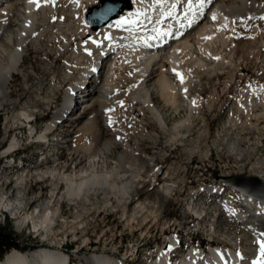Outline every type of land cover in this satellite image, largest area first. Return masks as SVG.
Wrapping results in <instances>:
<instances>
[{
	"label": "bare ground",
	"instance_id": "1",
	"mask_svg": "<svg viewBox=\"0 0 264 264\" xmlns=\"http://www.w3.org/2000/svg\"><path fill=\"white\" fill-rule=\"evenodd\" d=\"M60 2L62 0H54V2L53 0H37V3H32L30 0H5V2L0 0V108L13 105L19 111L17 119L20 121L22 117L28 120L32 116L40 114L44 108L51 106V100L44 101L40 106H35L33 109L24 100L19 103L17 101L10 102L11 93L9 90L15 75L21 71L28 46H33L31 43H35L39 39L41 30V28L38 29L39 16L46 11L49 13L44 17V22L49 21L52 16L56 17L60 10V8L57 9ZM100 2L88 1L90 3L89 8L100 6ZM130 3V9H125L117 18L96 31L91 30L84 23V11L75 12V16L79 18V23L83 28H81L82 33L78 37L79 46L83 50V54L90 55L92 51H95L97 56L92 61L90 60V65L81 69L79 78L68 88L64 102L60 108L55 110L53 117L37 134L36 139L40 142H48V145L55 144L54 139L49 142V136H53L60 131V126H65V123L69 122L70 124L66 125L72 127L73 133L76 134L74 138L70 139L74 145H66L67 153L58 152L52 161H41L39 166H50L39 169L37 176L42 181L46 178L56 183V188L52 190V198L54 195L58 196V190L62 189L60 184H65L64 198L68 205L81 208V211L88 210L90 214L91 212L98 213L101 209L112 210L116 214L120 213L121 219L127 222L130 228L135 227L133 232L135 235L141 231L143 225H147L149 213H151L148 206L158 204L162 210L167 208L171 203L172 195L177 190L175 181L167 179L162 182V189L154 192L161 194L162 197L149 199L154 186L149 188L151 182L148 184V181L152 177L149 178L148 175L155 173L157 177L159 171H154L157 165L153 164V166V160L151 161L149 158L147 160L143 156L145 153L139 152L136 138L126 134L119 123L120 115L115 111V106L117 107L118 104L114 99L117 91L113 88L116 71H119L123 65H134V85L131 87L133 91L130 93V98L132 103L137 102L142 106L139 111L141 117L134 118V122L137 126L143 125L142 116L146 111L151 115L158 128L165 133L169 129L164 116L165 112L155 109L154 99L163 106L171 107L173 114H176L184 106L178 101L177 96L180 94L181 97L182 95L184 98L187 97V88L199 78L195 75L194 78L193 72L211 70L215 65H220L219 63H222V66L229 65L235 59L244 64L256 63L261 58L264 59V19H262L264 17V0H204L203 4H201V0H142L140 2L131 0ZM80 7L81 4L78 2L77 8L80 9ZM213 15L216 16L215 20L212 19ZM196 27L197 30L191 34V29ZM102 32H104V37L100 36ZM225 32L230 33V39H226ZM69 40L64 41L65 46L58 47L55 52L58 58H60V53L63 52L64 48L67 47ZM227 40L230 42L225 46ZM216 42L222 45L224 49L222 50L226 52V55L227 52L232 55V61L226 60L223 57L225 55L218 58L214 57V52L218 49ZM255 44L259 46L254 48ZM249 47L253 50H249ZM188 62L192 63L191 66H188ZM105 68L106 70H104ZM156 70H158V74L154 78L153 75ZM177 73L180 75L177 76ZM68 75L69 71L66 76ZM101 77L102 84L100 90L97 91L92 85L96 79ZM181 77L183 83H181ZM233 77L231 74L228 80L232 81ZM178 89L180 93H177ZM260 89L257 90L259 91L257 93L264 96V92H261ZM254 92L256 91L254 90ZM91 93L99 95L94 100ZM186 101L189 115L202 103L198 97H192ZM259 105L261 108L264 107V100L258 102L257 106ZM79 106L82 108L81 112L73 117L71 113ZM97 106L99 109H96ZM100 114L103 115L105 121L102 125L97 126L95 124ZM257 117L259 115L255 114L254 118ZM184 124L188 128L193 126L190 116L173 127L174 138L179 137V130ZM146 132V128H141V136H144ZM30 134H33L31 127ZM57 136L59 134H56ZM61 139H65L62 143L70 142L66 136H62ZM141 139L143 138L141 137ZM15 141H17L16 138L11 141L6 153L18 146ZM133 141L134 144H130ZM118 146L122 152L116 159L115 167L108 170L105 167L107 161L111 160L110 152ZM63 154L67 156L61 160ZM7 164L11 167L9 162ZM252 169L254 172L251 175L264 182V171H256L257 167L255 166ZM144 173H146L145 176ZM29 177L28 174L26 176L20 175L15 180L16 186L11 195L2 193L0 211H9L14 216L19 229L30 222L34 231L44 232L45 235H42L49 241V247L40 248L32 258H27L18 250L14 252L15 248L11 250L13 252L9 251L11 253L5 254L3 264H61L62 253L60 250L63 251L64 247H61V243L58 241L59 232L55 231V227L59 225H55L53 222L56 218L50 207L51 202H53L52 198L47 204L35 206L39 201L38 197L28 198L32 187H27L28 184L24 187L25 181ZM227 177L221 178V181L223 182ZM147 178H149L148 181ZM8 184L9 182L2 184L0 190L2 191L4 188L7 190ZM215 188L214 186L208 190L204 189L202 193L217 199L216 195L221 193ZM104 195L106 196L105 202L97 201L100 196L103 197ZM236 196L239 197L245 208L250 211L253 210V213L252 215H244L243 212L241 213L231 205L222 203L221 208L227 219L233 221L238 227L245 226L250 219L255 224H259L260 222L256 218L264 216V203L247 195H240L239 192ZM134 205L135 207H133ZM62 206L63 204L61 208ZM189 211L190 213L193 212V208L189 207ZM201 213L197 212L196 214ZM80 216L78 215L77 219L82 218ZM204 219H206V215L195 226H201L202 222L205 221ZM209 224L208 239H212L216 244L228 243L230 247L223 248L220 245L214 247V245L209 246L207 244L206 250L201 251L195 246H189L187 249L189 252L184 259L185 264H191L198 260H203L209 264L217 262L218 259H222L223 264H234L236 262L233 259L236 257L242 258L240 264H255L257 261L264 260V257L260 255V243L264 242V233L257 230L255 226H248L252 240H249V243L246 240L247 245L239 249L237 241L245 240L240 232L234 234L232 239L226 238V236H218L217 229L219 226L214 221H210ZM182 225L183 223L180 224V226ZM62 226L66 228L67 222L65 220L62 222ZM70 228L72 229V236L76 237L78 231L74 229L73 225ZM85 229L82 228V231L84 232ZM172 243L171 236L165 238L164 245L158 248L156 255L152 259L148 258L151 261L150 264H165L168 257H172ZM105 251V247L102 246L100 252L87 257L86 262L90 264H112V261H108ZM137 252L140 250L137 249ZM134 256L135 253H132L131 257ZM133 261L135 263L136 259Z\"/></svg>",
	"mask_w": 264,
	"mask_h": 264
},
{
	"label": "rangeland",
	"instance_id": "2",
	"mask_svg": "<svg viewBox=\"0 0 264 264\" xmlns=\"http://www.w3.org/2000/svg\"><path fill=\"white\" fill-rule=\"evenodd\" d=\"M88 1L91 0H78L81 4L80 9H78L76 0H62L64 3L60 2L58 4L57 9L60 8V10L56 14V17L52 16L49 21L44 22V17L49 13L46 11L39 16L40 23L38 29L41 28L40 35L42 36L39 35V41L31 43L33 46L29 45L26 50L21 71L15 75L13 83L10 86V102L17 101L19 103L24 100L33 109L35 106H40L42 102L51 100V106L44 108L40 114L35 115L36 121L31 126L32 131L33 129L36 130L35 134H30V126L27 124V121L33 118V116L28 120L22 117L20 121L17 119L19 111L13 105H6L0 108V188L2 184L9 182L7 190L5 188L2 191L0 190V197L4 193L11 195L16 186L15 180L20 175L26 176L28 174L30 177L26 179L24 187L27 184V187H32L28 198L38 197L39 201L35 206L47 204L51 200L50 198H52V190L56 188V183L46 178L42 181L37 176L39 169H44L50 165L39 166V164L41 161H52L58 152L64 151L67 153L66 145H74L70 139L74 138L76 134L73 133L72 127L67 126L70 123L66 122L65 126H60V131L56 132L53 136H49V142H52L51 140L54 139L55 144L51 143L48 147H42V156L39 154L41 151L38 150L41 147L40 144H35L33 141L36 140L37 134L43 130L45 124L53 117L55 110L60 108L64 102L68 88L79 78L81 69L84 66L90 65V62L97 56L95 51H92L90 55L83 54L78 41L83 28L79 23V18L75 16V12L84 11L85 17V12L88 10L90 4ZM92 1L100 2V0ZM140 1L142 0H137V2ZM52 22L53 24H51ZM194 30L196 31L197 27L191 29L190 33L193 34ZM218 35L217 37L220 38ZM100 36L104 37V32ZM225 36L227 37L226 39H230L231 35L229 32H225ZM68 40L67 47L64 48L63 52L60 53V58H58L55 52L58 47L65 46L64 41ZM229 42L230 40L225 46ZM216 44L218 49L215 50L214 57L218 58L225 55L223 57L226 60L232 61V55H229L228 52L226 55V52H223L222 45L218 42ZM225 46L224 48H226ZM258 46V44H255L253 47ZM248 49L253 50L251 47ZM187 64L191 66L192 63L188 62ZM219 64H214L216 67L214 66L213 69L208 71H197L199 74L193 72L192 76L195 75L199 78L196 77L198 79L193 81L187 88V97L184 98L183 95L181 97L180 94L177 96L178 101L184 106L176 114H173L171 107L159 104L156 99L153 100L155 109L165 112L164 116L169 125V129L165 133L158 128V125L152 120L151 115L146 111L142 116L144 120L143 125L137 126L134 122V118L141 117L139 116V111L142 107L137 102L132 103L130 98V93L133 91L131 87L134 85V65L126 64L119 71H116L113 88L117 91L114 99L118 104L117 107L119 106L118 108L115 106V111L120 115V118H118L119 123L126 134L136 138L139 152L141 154L145 153L143 156L147 160L148 158L151 161L153 160L152 165H157L154 171H159L157 177L155 173L154 175L153 173H149L148 176L149 178L152 177V179L150 181H148L149 178L146 179L148 184L151 182L149 188L154 186L149 199H160L162 197L161 194L154 192L160 191L163 185L162 182L167 179L175 181L177 191L172 195L170 205L163 210L162 208L160 209L158 204H150L148 206L150 208L148 209L151 213H149L147 225H143L141 229L142 233L140 231L133 235L135 227L130 228L128 223L121 219L120 213L116 214L112 210L105 211L101 209L98 213L91 212L90 214L88 210L81 211V208L68 205L64 198L65 184H60L62 189L58 190L59 197L57 195L53 196V202H51L50 207L56 218L53 222H55V225H59L55 227V231L59 232H57L59 235L58 241L61 244L66 243V245L62 246L64 250L61 251V247L59 250L63 253L66 250L73 259L74 264H90L85 259L94 253L100 252L102 246L105 247L106 257L108 261H112V264H150L151 261L148 260L150 251H147V249H153V252L157 253L158 248L164 245L165 238L171 235L174 236L175 232L182 230V227L186 224L189 225L188 231L194 235L196 234L198 240L208 238L210 221H214L219 226L217 229L218 236H226V238L232 239L234 234L240 232L245 240L237 241L239 249L247 245L246 240H248V243L249 240H252L250 239L251 234L248 232L250 228H248L249 224L238 227L233 221H229L223 212L221 205L227 202L224 195L227 197L234 195L236 197L237 193L222 182L221 178L240 174L252 176L251 174L254 172L252 167L254 166L257 167L256 171H264V107L257 106L258 102L264 100V96L257 93L259 92L257 91L259 88H261V92H264V59L261 58L258 62H251L249 64H244L236 59L229 65L222 66V63ZM226 67L227 69H224ZM68 71L69 75L66 76ZM229 73L234 76L232 81L228 80L231 75ZM157 74L158 70L154 72L155 76L153 75V77L156 78ZM101 84L102 77L96 79L92 87H95L98 91ZM177 93H180L179 89ZM97 95L99 94L91 93L93 99H96ZM192 97L200 98L202 103L197 109L192 111V115H189L186 100ZM254 105L256 106L254 107ZM98 107L96 109H99ZM81 109L79 106V108L73 110L71 115L73 117L76 116V114L81 112ZM255 114L259 115V117L254 118ZM186 116L191 117L193 126L188 128L184 124L179 130V137L174 138L173 127L185 120ZM103 118V115L100 114L97 117L95 125H102L105 121ZM201 119L203 120L202 122ZM25 128L28 129V133L25 132ZM141 128H146L147 132L151 133L146 134V132L144 136H141ZM56 134H59V136L56 137ZM62 136H66L70 142L62 143L65 141V139H61ZM141 137L143 139L140 140ZM14 138L17 139L15 141L17 144H21L22 151L24 152L21 158L25 161V164L20 169L12 166L9 167L7 164L9 161L1 158L3 149H7ZM130 144H134V141L130 142ZM121 152L122 150L119 146L112 149L109 156L111 160L107 161L106 169L111 170L115 167L116 159ZM66 156L63 154L61 160H64ZM145 175L146 173H144ZM214 186L217 188V191H223L221 196L219 194L216 195L217 199L214 196L210 197L208 194L202 193L204 189L208 190ZM101 197L97 201L101 200L105 202L106 196H103L104 200ZM189 207L193 208V212L190 213ZM200 209H203V212H206L208 216L206 214L207 218L204 219L205 221L199 226L200 230L197 232L198 227L195 226L193 214L197 213ZM238 210H243L244 215H252L253 213V210L247 209L245 211V209L239 206ZM78 215H81L80 217L82 218L77 219ZM263 218L264 216H262L259 222L264 221ZM63 220L67 222L66 228L62 226ZM249 221L252 224V221ZM182 223L183 225L180 226ZM72 225L78 231L76 237L72 236V229L70 228ZM260 225L261 228L264 227V223ZM82 228H86V231L84 230L83 232ZM32 231L34 229L30 222L19 229L15 219L10 218L8 215L3 216L0 213V233L14 240V243L17 245L14 252L18 250L27 258H32L42 247H49V241L43 236L45 235L44 232L39 231L38 237L33 238ZM189 237L185 239V244H189ZM41 238L46 240V242L44 243ZM156 244L158 246L161 244V246L156 249ZM219 245L223 248L230 247L228 243H215L214 247ZM137 249L140 252H137ZM132 253H135L134 257H131ZM6 255L0 259L1 264L4 263ZM135 259L136 262L134 263L133 260ZM63 262L62 259L60 263L63 264Z\"/></svg>",
	"mask_w": 264,
	"mask_h": 264
},
{
	"label": "water",
	"instance_id": "3",
	"mask_svg": "<svg viewBox=\"0 0 264 264\" xmlns=\"http://www.w3.org/2000/svg\"><path fill=\"white\" fill-rule=\"evenodd\" d=\"M131 0H101L100 6L90 7L85 15V23L93 31L105 27L125 9L131 8ZM107 13V15H105ZM228 187L264 203V182L255 176L234 175L223 181Z\"/></svg>",
	"mask_w": 264,
	"mask_h": 264
},
{
	"label": "trees",
	"instance_id": "4",
	"mask_svg": "<svg viewBox=\"0 0 264 264\" xmlns=\"http://www.w3.org/2000/svg\"><path fill=\"white\" fill-rule=\"evenodd\" d=\"M17 245L14 243L9 236L0 233V259L9 252L11 249L16 248Z\"/></svg>",
	"mask_w": 264,
	"mask_h": 264
},
{
	"label": "snow or ice",
	"instance_id": "5",
	"mask_svg": "<svg viewBox=\"0 0 264 264\" xmlns=\"http://www.w3.org/2000/svg\"><path fill=\"white\" fill-rule=\"evenodd\" d=\"M30 2L37 3V0H30ZM53 2H54V0H53ZM76 2L78 3V0H76ZM203 3H204V0H201V4H203ZM37 6H39V5L37 4ZM105 15H107V13H105ZM212 19L215 20L216 16L213 15ZM262 19H264V17H262ZM179 75L180 74L177 73V76H179ZM181 83H183L182 77H181ZM193 103L195 104V101H193ZM260 255H261V257H264V242L260 243ZM255 264H264V260L257 261V262H255Z\"/></svg>",
	"mask_w": 264,
	"mask_h": 264
}]
</instances>
